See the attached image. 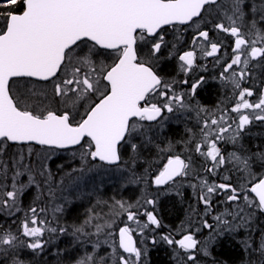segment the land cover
Returning a JSON list of instances; mask_svg holds the SVG:
<instances>
[{"label":"snow or ice","instance_id":"obj_1","mask_svg":"<svg viewBox=\"0 0 264 264\" xmlns=\"http://www.w3.org/2000/svg\"><path fill=\"white\" fill-rule=\"evenodd\" d=\"M165 58L178 60L182 78L160 73ZM201 58L222 69L234 97L218 113L197 102L209 83L192 75L207 71ZM257 71L264 76V0H0V216L15 217L32 196L18 227L0 226V264H39L52 238L69 234L77 248L90 246L75 264H150L149 239L159 241L149 233L164 227L156 196L184 197L186 186L195 192L187 230L160 234L174 264H220L213 253L225 238L240 245L244 264H264V147L243 144L253 125L264 126ZM184 113L198 119L181 155L180 142L162 146L159 137ZM50 149L78 153L81 174L91 161L123 165L128 184L154 186L156 196L145 188L135 203L103 202L106 214L90 210L70 233L52 227L37 205L60 199L53 212L66 211L63 193L76 178L63 164L53 171ZM152 154H165L155 172Z\"/></svg>","mask_w":264,"mask_h":264},{"label":"rangeland","instance_id":"obj_2","mask_svg":"<svg viewBox=\"0 0 264 264\" xmlns=\"http://www.w3.org/2000/svg\"><path fill=\"white\" fill-rule=\"evenodd\" d=\"M99 59L105 60L106 63L112 62L111 58H109L107 56L99 57ZM37 86H39V85H37ZM168 127H169V125H168ZM183 128L186 129L187 127L183 126ZM180 147H182V148L179 151L184 153L182 151L183 145H179L177 147V150ZM225 147H227V146L225 145ZM41 150H43V149H41ZM49 151H52L55 153L54 158H53V162L51 163V167H52L53 171L54 172L56 171L55 169H56V166L58 164H63L64 165V172L72 173L73 176L76 178L75 184H73L70 181L68 186H67V190L63 193V196L67 197L68 204L70 205V207H68L66 211H69L72 207H74L78 204L80 205L81 203L83 205L82 206L80 205V206L83 207V210H84L85 203H87V201L91 200L93 202V207L91 210H93L95 212L102 213V214H106L108 211V208L105 207V204L103 202H107L109 206L114 202V200H123V201L135 203L136 200L141 199L142 193H143L145 188H148V191L151 194V196H156L157 189L156 188L151 189L148 185H145L143 182H141L139 184H135V183L128 184L127 183V175L125 174L126 170H124L123 165L121 166V169H117L115 166H108L106 164L94 163V161H93V163L89 162L90 167L94 165L92 170L91 171H85L84 173L81 174L79 172V169L81 167L80 156L78 153L76 155H73L74 150L69 149V150L61 151V150L50 149ZM176 154H179V153H176ZM73 169H76L77 171L73 172ZM60 175H63V173H61ZM136 175L141 176V175H144V173H138L136 170ZM221 175H223V173H221ZM218 178L220 179L219 176H218ZM147 179H151V176H147ZM106 190H108V193L112 194L110 197H108L111 200L106 199L107 197L103 198L101 196L100 193H105ZM165 191H166V189L160 190L161 193H163ZM185 193H188L187 200L184 201V202H186V205L184 206V209H183L184 212H183L182 218L175 228L171 224L166 225V221H164V219L162 220L161 214L157 215V213H156V211H159L158 205L161 204L162 207H166V205H168L171 202V200L173 199L172 195L174 196V194H166V195L160 194V195L156 196L158 203L155 206V214L161 220L162 224H165V226H164L165 228H170V230H165L164 234L171 233L173 236H176V234H178V232L182 228L184 230H187L186 225H187V221H188L189 205L194 204L193 201H191V202L189 201L188 197L193 198L195 196V192L193 189L186 186ZM151 196H150V198H151ZM185 196H186V194H185ZM31 199H32L31 195L24 198V205L22 206L23 211L27 209V206L30 204L29 200H31ZM98 201H100L101 203L98 204L97 203ZM44 202L47 203V209L46 210L50 215V216L49 215L48 216L53 219V222H51V223H55L56 221L62 220V217L65 216V213H64L65 211L63 213H54L53 212V208L55 207V205L60 204L62 201L60 199H56L53 201H44ZM152 207L153 206H151V205L147 206V208L149 210H152ZM23 211L17 213L18 216H21V214L23 215ZM89 213H90V210H89ZM17 214L14 217L15 220H17V217H18ZM90 214L86 215V219L89 218L88 216ZM3 216L8 217L7 215H3ZM66 217H68V216H66ZM1 218H3V217L1 216ZM209 219H211V218L209 217ZM262 219H264V218H262ZM4 222H6V220H4ZM142 222H146V218H142ZM159 230L160 229H156L155 231L149 233V236H155L156 239L159 241V243L155 247H153L151 244V241L149 239L148 248H149L151 253L155 249L157 251H160V247L163 245V241L160 240V234L161 233H159ZM140 239H143V238H140ZM228 241H229L228 238H225L217 246H220L221 244L226 243ZM49 246L52 248L53 244H51ZM163 247L164 248L161 250L164 251L163 254L166 256V259L168 261L171 260L172 262H174L172 247L167 245V244L164 245ZM244 259L245 258H243L237 264H244ZM150 263H151V255H150ZM220 264H226V263L220 262Z\"/></svg>","mask_w":264,"mask_h":264},{"label":"trees","instance_id":"obj_3","mask_svg":"<svg viewBox=\"0 0 264 264\" xmlns=\"http://www.w3.org/2000/svg\"><path fill=\"white\" fill-rule=\"evenodd\" d=\"M31 83H35L39 85L35 81ZM210 96L211 95L207 93V97L209 98ZM185 138H186L185 129L184 128L180 129L178 127H168L166 130V133L159 137L161 141L165 142L164 145L162 146H167L168 141L180 142V143H177V147L179 145H183L182 141ZM243 144L249 148H251L253 144H257L261 147H264V127H261V126L258 127L257 136H250V137L246 136L245 139L243 140ZM226 146H227L226 148H228L229 150H232L231 145H226ZM10 147L14 149L16 146L13 145ZM20 147H25V146H20ZM32 147H34L35 149L39 151L45 150L42 147H37V146H32ZM181 148L182 147H180L176 153L183 155L184 153L179 151L181 150ZM152 155H153L152 172H155L156 165L163 161V156L165 154H161L159 160H156L155 154H152ZM125 160H127V156H125ZM91 163H93V161H91ZM94 163H97V162L94 161ZM145 167H147V165H145ZM136 170L138 173H144L143 167H137ZM148 176H151V174H148ZM214 179L219 180L218 177H215ZM150 188L153 189L155 187L152 186ZM100 194L103 198L107 197L106 199L111 200L108 197H110L112 194L108 193V190H106L105 193H100ZM185 194L186 196L183 198L176 196V195L174 196L172 195L173 199L168 205H166V207H162L161 204L158 205L159 211H156V213L157 215L161 214V218L162 220L164 219V221H166V225L171 224L175 228L177 224L179 223V221L181 220L183 212H184L183 209H184V206L186 205V202L184 201L187 200L188 193H185ZM188 198L190 202L191 201L194 202L192 197H188ZM29 201L31 203L32 199ZM78 205L72 207L69 211H65L64 212L65 216L62 217V220L56 221L55 223H51L53 222V219L49 217L50 215L47 212V210L41 214L40 218L47 219L50 222V226L52 227L67 228L70 233L74 226H78L84 223V221L86 220V215L90 214L89 210L92 209L93 202L91 200L87 201V203H85L84 205L85 206L84 210H83V207H81L83 205L82 203L80 204L81 206L80 205L78 206ZM37 206L44 207L45 209H47L46 202H41ZM25 211L26 210L23 211V215L21 214V216H18L17 214L18 217H17L15 225L12 223V221L15 220L14 217L4 218V216L2 215L3 218H1L0 216V226H3L4 228H11L14 230L16 227H18L19 220L23 218ZM3 220H6V224L4 223ZM163 225L165 226V224ZM165 230H170V228L162 227L160 228L159 233L164 234ZM52 239H53V243H52L53 247L51 248L49 246L51 251H48L46 249L45 254L42 257L38 256L35 258V260L38 261L39 264H75V258L82 256L85 250L89 247L87 245H85L84 247H79V248H77L76 246H73L74 245L73 238L70 234L59 236L58 238L53 237ZM228 240H229L228 242L223 243L220 246H216L214 250V257L218 261L226 263V264H237L239 261L245 258V253L243 252L240 245L236 243L235 240H232L230 238H228ZM57 249L63 250L60 255H56ZM154 251L151 253V263L150 264H174V262H172L171 260L168 261L166 259V256L163 254L164 252L162 253L161 251H157L156 249Z\"/></svg>","mask_w":264,"mask_h":264},{"label":"flooded vegetation","instance_id":"obj_4","mask_svg":"<svg viewBox=\"0 0 264 264\" xmlns=\"http://www.w3.org/2000/svg\"><path fill=\"white\" fill-rule=\"evenodd\" d=\"M184 36V40L185 41H189L191 38V33L190 32H185L183 34ZM168 40H172L173 39V34H172V30L169 29V34L166 37ZM226 42H230L228 41L227 38H225ZM186 45L184 44H180L178 45V49H185ZM165 55H167V53H165ZM214 61L211 58H201V64L207 68V71H204L203 69L197 70L195 71L192 75H204L205 77L208 78L209 83L208 85L202 89L197 97V102L204 106L206 109H209L211 111L214 112H219L225 109V106H231L229 101L230 100H234V97L232 96V92L230 90V88L226 85V83L222 80H220L218 78V74L219 72L222 70L219 66H214ZM178 60L173 58V59H167L165 58L159 68V71L162 75L165 76L166 79H171V77L175 76L176 80H179L180 78H182L183 74L180 73L178 71ZM213 77H217V79L213 80ZM186 78V77H184ZM264 80V76L260 75V72L257 71L256 75L253 78V82L251 83V86L254 87L257 92H259L260 88L264 87V84H261L260 81ZM33 82V81H31ZM39 85L42 84L43 82H37ZM24 81H21V85H23ZM249 86V85H246ZM207 93H209L211 96L209 98L207 97ZM227 97V98H226ZM258 97L254 96L251 99L253 101H255ZM234 115V114H233ZM198 119V117L196 116L195 113L192 114L191 117H189L186 113L183 114V118L182 119H177L175 116H172L167 122L169 127H178V128H183V126L186 127H192L195 125L196 120ZM261 125L259 124H255L252 126L251 128V134L248 135L250 136H257V132H258V127H260ZM264 127V126H261ZM167 188V186H165V188H162L163 190H165ZM6 218V217H4ZM4 221V220H3ZM6 224V222H4ZM177 236V234H176ZM164 245H166L163 242V245L160 247V251L163 253L164 251H162L161 249H163ZM214 255V253H213ZM217 260V259H216ZM218 261V260H217Z\"/></svg>","mask_w":264,"mask_h":264},{"label":"water","instance_id":"obj_5","mask_svg":"<svg viewBox=\"0 0 264 264\" xmlns=\"http://www.w3.org/2000/svg\"><path fill=\"white\" fill-rule=\"evenodd\" d=\"M103 163V162H102Z\"/></svg>","mask_w":264,"mask_h":264}]
</instances>
